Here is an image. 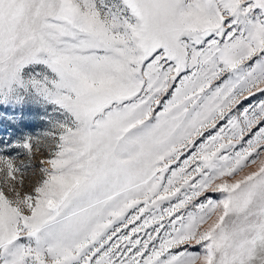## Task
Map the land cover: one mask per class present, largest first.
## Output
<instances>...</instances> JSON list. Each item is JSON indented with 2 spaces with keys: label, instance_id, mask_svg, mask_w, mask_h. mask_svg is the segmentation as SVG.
Returning <instances> with one entry per match:
<instances>
[{
  "label": "snow or ice",
  "instance_id": "1",
  "mask_svg": "<svg viewBox=\"0 0 264 264\" xmlns=\"http://www.w3.org/2000/svg\"><path fill=\"white\" fill-rule=\"evenodd\" d=\"M0 125V264H264V0H0Z\"/></svg>",
  "mask_w": 264,
  "mask_h": 264
},
{
  "label": "rangeland",
  "instance_id": "2",
  "mask_svg": "<svg viewBox=\"0 0 264 264\" xmlns=\"http://www.w3.org/2000/svg\"><path fill=\"white\" fill-rule=\"evenodd\" d=\"M25 125H26V130H30V131H34V132L40 131L45 126L44 122L39 120L38 118L26 120ZM19 132H20V129H13L11 127H5L4 125H0V141H5V142L10 143L11 140L15 139L16 135H18ZM17 153H19V155H18L15 163L18 166L21 164L28 163V157L25 154H23L22 152H20V150H18V149L12 150L8 154L16 156ZM44 154L45 153H43V152H37L35 150L33 151V153H32L33 159L31 160L32 168H30L28 170L27 174L24 177L25 186H27L29 184V182L34 179L33 170L38 167L39 160L41 159L42 155H44ZM214 198H215V196H214Z\"/></svg>",
  "mask_w": 264,
  "mask_h": 264
}]
</instances>
